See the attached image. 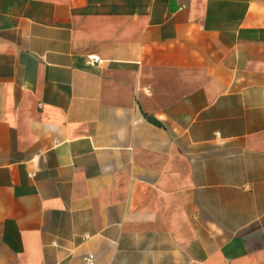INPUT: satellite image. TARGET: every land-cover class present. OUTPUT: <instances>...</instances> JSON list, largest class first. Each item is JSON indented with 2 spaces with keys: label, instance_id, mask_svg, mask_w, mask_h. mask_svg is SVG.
Here are the masks:
<instances>
[{
  "label": "crops",
  "instance_id": "obj_1",
  "mask_svg": "<svg viewBox=\"0 0 264 264\" xmlns=\"http://www.w3.org/2000/svg\"><path fill=\"white\" fill-rule=\"evenodd\" d=\"M87 253L264 264V0H0V264Z\"/></svg>",
  "mask_w": 264,
  "mask_h": 264
},
{
  "label": "built area",
  "instance_id": "obj_2",
  "mask_svg": "<svg viewBox=\"0 0 264 264\" xmlns=\"http://www.w3.org/2000/svg\"><path fill=\"white\" fill-rule=\"evenodd\" d=\"M96 59H93V58H89L88 59V63L90 65L93 64V62L95 61ZM87 237V236H86ZM85 237V238H86ZM81 260L83 262V264H94V261H95V257L93 254H90V253H87V254H84L82 257H81Z\"/></svg>",
  "mask_w": 264,
  "mask_h": 264
}]
</instances>
